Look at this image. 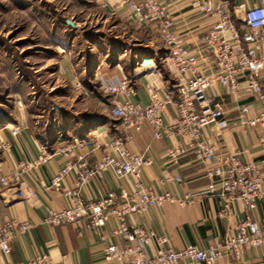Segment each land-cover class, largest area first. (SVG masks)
<instances>
[{"label": "crops", "instance_id": "crops-1", "mask_svg": "<svg viewBox=\"0 0 264 264\" xmlns=\"http://www.w3.org/2000/svg\"><path fill=\"white\" fill-rule=\"evenodd\" d=\"M163 1L173 16L174 30L181 42L200 57V38L210 27L211 19L204 18L197 12L193 0ZM107 11L127 20L124 0H109ZM146 27L150 33L156 32L153 24ZM106 45L103 53L95 55L86 64L66 66L71 86L85 91L90 107L75 108L71 113L62 110L64 112L58 113L56 124L48 123L47 127V123L37 127L38 121L33 127L22 112L10 115L7 121L19 127L18 134L14 137L10 136L8 129H2L0 124V142L10 141L9 147L0 151V172L13 170L20 160L35 158L44 145L50 154L47 163L30 173L29 181L34 190L31 199L10 200L0 194V222L16 219L32 224L29 230L16 233L11 251H0V264H29L30 259L41 252L48 253L51 264H102L103 248L107 242L118 248L123 246L121 238L110 235L116 224L113 217L102 228V232L108 236L105 241L89 231L83 220L61 225L42 222L48 210L63 209L71 204L69 197L47 188L51 176L66 163L74 161L78 154H85L86 166L92 167L107 153L105 144L114 138L128 137L125 141L127 147L135 152H145L151 160L149 165L142 168V178L154 192L169 191L179 198L189 194L191 198L184 205L165 202L160 207H149L133 213L126 218L128 224L150 228L157 234L166 236L169 247L183 249L187 244L207 247L220 242L233 234L235 224L244 218V209L237 198L231 197L218 186L213 190L208 189L213 179L206 172L220 165V155L237 150L242 160L255 161L264 173V143L260 140V130L233 124L237 113L233 109L234 100L227 96V112L216 123L202 130V137L215 145L218 158L203 164L190 150L178 156L174 162L171 161L167 150L190 141L176 129L174 107L168 106L162 113L164 126L170 127L172 132L169 136L156 138L146 121L137 128H126L112 118L108 110L112 93L107 91L127 78L131 91L124 96L132 103L145 105L153 91L161 95L164 90L177 100L175 82L162 61L167 53L166 47L157 32L156 35H138L129 41H113ZM214 90L218 94H225V89L218 84L214 86ZM247 102L249 114H256L260 109L259 103L252 99ZM224 122L228 125H224ZM78 141H96L100 146L92 151L90 144L77 146L75 143ZM62 148H68L69 152L61 153L59 150ZM175 175L180 178L179 181L171 180ZM75 182L73 174H69L63 181L67 187L74 186ZM130 184L129 177L118 178L108 170L100 177L86 181L80 187V195L84 200H93L110 190L119 194L121 190L129 189ZM225 206L228 214L219 217L218 213ZM263 213L264 179L262 195L250 216L264 222ZM153 251V245L145 247L146 254L150 255ZM215 264H264V243L256 248L244 249L238 261L224 253Z\"/></svg>", "mask_w": 264, "mask_h": 264}, {"label": "built area", "instance_id": "built-area-1", "mask_svg": "<svg viewBox=\"0 0 264 264\" xmlns=\"http://www.w3.org/2000/svg\"><path fill=\"white\" fill-rule=\"evenodd\" d=\"M105 1V4L109 3V0ZM124 3L128 21L136 27L150 24L156 27L157 35L167 49L162 61L175 82L177 100L164 90L161 95L153 91L145 105L132 103L124 96L131 91L129 80L124 78L117 87L107 89L112 93L109 115L126 128H137L146 121L154 136L160 138L172 132L170 127L164 126L162 113L168 106H173L176 129L190 141L169 148L167 156L174 162L178 156L191 150L198 161L207 164L218 156L215 145L202 137V130L227 112L225 102L228 96L234 100L233 109L237 113L233 124L259 129L260 140L264 143V0H193L197 12L211 19L210 27L200 38V57L181 42L165 1L124 0ZM216 84L225 89L224 95L215 92ZM248 99L259 103L260 109L254 115L249 114ZM1 125L2 129H8L11 137L18 134L19 127L11 121L4 120ZM126 139L128 137L109 140L105 144L107 153L92 167L86 166L85 154H78L74 161L66 163L51 176L47 188L69 197L71 204L63 209L48 210L42 220L44 224L61 225L83 220L89 231L105 241L108 236L102 228L113 217L116 224L110 235L121 238L123 246L118 248L107 242L102 264H215L224 253L238 261L244 249L264 243V222L250 216L262 195L264 173L255 161L242 160L237 150L220 155V165L206 172L213 179L209 190L218 186L242 204L245 215L235 224L233 234L207 247L187 244L183 249H173L168 246L166 236L145 226L128 224L126 218L133 213L160 207L165 202L184 205L191 198L189 194L179 198L169 191L154 192L142 178V168L151 160L145 152L130 150ZM9 144V140L1 141L0 151L7 149ZM75 144L79 147L90 144L92 151L100 146L96 141ZM59 151L68 153L69 149ZM49 157L44 145L35 158L20 160L13 170L0 172V194L10 200L31 199L34 190L29 181L30 173L47 163ZM108 170L118 178L129 177V189L121 190L119 194L110 190L93 200L82 199L80 187ZM69 174L76 177L72 187L63 183ZM171 180L179 181L180 178L175 175ZM227 214L225 206L218 216ZM31 227V223L16 219L0 222V251H11L16 233ZM150 245L154 246V251L148 255L145 247ZM51 263L46 252L34 255L29 261V264Z\"/></svg>", "mask_w": 264, "mask_h": 264}, {"label": "rangeland", "instance_id": "rangeland-1", "mask_svg": "<svg viewBox=\"0 0 264 264\" xmlns=\"http://www.w3.org/2000/svg\"><path fill=\"white\" fill-rule=\"evenodd\" d=\"M105 3L0 0V124L22 112L33 127L36 121L47 127L62 110L90 107L85 91L71 86L66 66L86 64L108 42L156 35L113 16Z\"/></svg>", "mask_w": 264, "mask_h": 264}, {"label": "water", "instance_id": "water-1", "mask_svg": "<svg viewBox=\"0 0 264 264\" xmlns=\"http://www.w3.org/2000/svg\"><path fill=\"white\" fill-rule=\"evenodd\" d=\"M66 24L73 26L72 22L69 20H66Z\"/></svg>", "mask_w": 264, "mask_h": 264}]
</instances>
